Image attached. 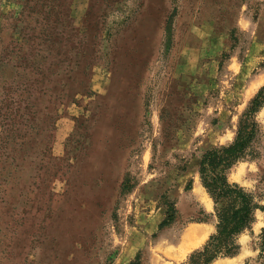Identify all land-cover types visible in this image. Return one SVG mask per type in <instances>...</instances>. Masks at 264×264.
Segmentation results:
<instances>
[{
  "label": "rangeland",
  "instance_id": "1",
  "mask_svg": "<svg viewBox=\"0 0 264 264\" xmlns=\"http://www.w3.org/2000/svg\"><path fill=\"white\" fill-rule=\"evenodd\" d=\"M262 87L264 0H0V264L185 261L215 231L199 158ZM256 120L228 179L263 209L213 264L262 262Z\"/></svg>",
  "mask_w": 264,
  "mask_h": 264
},
{
  "label": "trees",
  "instance_id": "2",
  "mask_svg": "<svg viewBox=\"0 0 264 264\" xmlns=\"http://www.w3.org/2000/svg\"><path fill=\"white\" fill-rule=\"evenodd\" d=\"M263 104L264 87L240 118L233 141L226 146L208 149L200 156L198 175L213 202L215 231L201 248L189 254L180 264H213L218 259L235 256L240 248L237 243L239 235L250 228L255 211L263 209L258 197L228 179L229 170L253 153V144L260 135L256 114ZM174 219L175 210L170 207L159 227L169 225ZM260 258L261 264H264V227L260 233Z\"/></svg>",
  "mask_w": 264,
  "mask_h": 264
},
{
  "label": "bare ground",
  "instance_id": "3",
  "mask_svg": "<svg viewBox=\"0 0 264 264\" xmlns=\"http://www.w3.org/2000/svg\"><path fill=\"white\" fill-rule=\"evenodd\" d=\"M202 236H201L200 232H198L196 230H191L186 235V237L184 238V242L182 243V245L178 249L179 255L183 254L185 252L186 248L193 245L194 242H197L198 240H200ZM198 243H200V242H198Z\"/></svg>",
  "mask_w": 264,
  "mask_h": 264
}]
</instances>
